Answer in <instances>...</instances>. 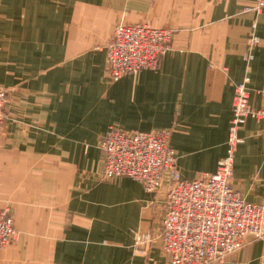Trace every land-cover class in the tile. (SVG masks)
Segmentation results:
<instances>
[{
	"label": "crops",
	"instance_id": "crops-1",
	"mask_svg": "<svg viewBox=\"0 0 264 264\" xmlns=\"http://www.w3.org/2000/svg\"><path fill=\"white\" fill-rule=\"evenodd\" d=\"M255 0H0V209L18 237L0 264H169L161 219L167 184L147 193L104 180L98 143L110 127L170 131L182 180L227 155L235 87L264 105V9ZM173 31L154 70L112 80L106 46L117 24ZM253 25L255 28H253ZM260 44L246 60L247 40ZM264 125L248 118L232 185L264 207ZM262 228L264 230V220ZM219 264H264V236Z\"/></svg>",
	"mask_w": 264,
	"mask_h": 264
},
{
	"label": "built area",
	"instance_id": "built-area-1",
	"mask_svg": "<svg viewBox=\"0 0 264 264\" xmlns=\"http://www.w3.org/2000/svg\"><path fill=\"white\" fill-rule=\"evenodd\" d=\"M263 9L264 0H255V6L246 11L260 14ZM172 35L171 29L146 23L117 24L106 46L108 76L115 81L128 74L156 69L161 57L171 48ZM259 44V37L251 32L247 61L253 59L252 50ZM247 83L248 79H244L234 89L228 152L213 173L182 180L175 167V151L169 145L170 131H124L110 127L99 140L102 179L128 178L140 183L147 193L167 184L161 245L169 264H219L227 255L241 249L247 238L264 236V207L245 201L232 185L234 150L241 142L240 128L248 118L264 125V105L257 110L249 107ZM5 99L6 91L0 87V129L5 118ZM17 237L10 211L0 209V251Z\"/></svg>",
	"mask_w": 264,
	"mask_h": 264
}]
</instances>
